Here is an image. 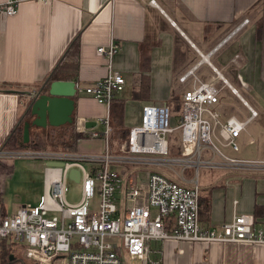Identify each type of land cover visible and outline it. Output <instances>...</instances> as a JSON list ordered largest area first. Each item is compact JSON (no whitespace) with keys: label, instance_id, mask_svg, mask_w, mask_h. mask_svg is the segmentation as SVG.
<instances>
[{"label":"crops","instance_id":"crops-1","mask_svg":"<svg viewBox=\"0 0 264 264\" xmlns=\"http://www.w3.org/2000/svg\"><path fill=\"white\" fill-rule=\"evenodd\" d=\"M150 1L19 0L15 14H0V150L31 100L9 90H39L77 38V73L74 79L63 80L76 83L75 127L95 121L91 129H104L100 120L106 108L94 100L91 88L106 74L105 57L97 48L112 41L118 47L112 69L125 78L112 105L121 111L111 114V106L113 125L125 129L137 125L147 104H168L176 124L180 111L174 104L181 103L193 80L180 82L179 77L194 68L195 76L220 89L217 107L223 120L247 119L246 104L257 111L237 138L239 150L229 156L264 160V0H154L156 5ZM244 19L248 23L225 40ZM34 118L29 114V120ZM35 128L40 132L51 127ZM103 149L102 138L83 137L74 153ZM43 176L36 193L39 200L45 190V167ZM198 183L201 227H219L236 214H253L255 228L264 230V172L202 168ZM23 205L17 203L8 215ZM149 258L159 264H264V246L150 241Z\"/></svg>","mask_w":264,"mask_h":264},{"label":"built area","instance_id":"built-area-1","mask_svg":"<svg viewBox=\"0 0 264 264\" xmlns=\"http://www.w3.org/2000/svg\"><path fill=\"white\" fill-rule=\"evenodd\" d=\"M18 2L6 0L0 4V14H15ZM150 3L156 5L154 0ZM247 23L244 19L225 40ZM117 52L112 41L97 48L105 57L106 74L94 82L91 94L106 108L100 120L103 131L87 129L84 124L75 127L89 138H102L103 151H32L35 156L64 165H45V190L36 205H23L11 215L0 212V238L23 245L25 257L35 264H51L62 257H66V264H125L126 258L159 264L149 258L150 241L264 246V230L255 228L253 214H236L219 227L203 228L199 223L200 168L232 166L264 172V160L233 158L219 148L238 151L237 138L257 111L245 103L247 119L229 116L223 120L217 107L220 89L200 80L191 68L179 77L180 82L189 77L193 80L182 95L178 122L172 124L168 104L144 105L140 123L128 129L119 149L114 148L110 110L115 94L125 85L123 75L111 66ZM171 135L178 137V155H171ZM9 155L0 151V158ZM164 165L171 175L156 169ZM73 168L80 172L81 198L77 203L65 198L66 181ZM186 171L193 176L188 178ZM96 193L99 200L93 205L90 200ZM233 204L236 206L237 200Z\"/></svg>","mask_w":264,"mask_h":264},{"label":"rangeland","instance_id":"rangeland-1","mask_svg":"<svg viewBox=\"0 0 264 264\" xmlns=\"http://www.w3.org/2000/svg\"><path fill=\"white\" fill-rule=\"evenodd\" d=\"M180 101H176L174 104V108L176 109V112L178 113V110L180 108ZM25 118L22 123L20 124V127L18 131L15 133L17 134L20 128L22 127L23 131V125L24 122L27 121L28 116H24ZM31 121V120H29ZM36 126L30 127V133L33 134L36 130ZM75 130V128H74ZM76 132V131H75ZM177 132V131H176ZM62 131H59V134H61ZM171 141H172V147L173 151L171 155H178L179 154V143H178V137L177 135H171ZM125 142V141H124ZM9 145L5 146L2 151L9 152V156H5L4 158H0V160L11 163L14 167V171L12 175H3L0 178V188L3 196V204L0 206V212L4 215L10 214L13 207L17 204H27V203H35L39 200L36 199V193L39 188L40 180L43 178V169L46 165L47 160L45 158L35 156L34 152H22L26 149H20L15 147H8ZM47 145H45L46 147ZM114 148H116L115 144L113 145ZM120 148L117 147V149ZM219 148L221 151H223L227 155H231L232 151L229 148H224L219 145ZM41 149V148H38ZM46 150H50V147L45 148ZM45 149H42L43 151H46ZM52 149V147H51ZM60 149V150H59ZM0 150V151H1ZM54 151H66V152H75L74 149L66 148H55ZM179 166H176L175 169L178 170ZM159 169L169 175L172 174V172L167 169V166L164 165V167L156 168ZM202 169L200 168L198 171V176L200 174V171ZM186 176L188 178L193 176V172L188 171ZM43 181V180H42ZM65 198L69 203H77L81 198V184L80 182H75L74 180L67 179L66 181V193ZM99 197L96 193L92 199L90 200V203L93 205H96L98 203ZM19 246H15L10 248V254L13 256L14 263L12 264H31L33 263L30 260H27L24 256V252L18 248ZM51 264H66V257L57 258L55 261H53ZM124 264V263H123ZM125 264H143L142 261L139 260H132L129 258L125 259Z\"/></svg>","mask_w":264,"mask_h":264},{"label":"trees","instance_id":"trees-1","mask_svg":"<svg viewBox=\"0 0 264 264\" xmlns=\"http://www.w3.org/2000/svg\"><path fill=\"white\" fill-rule=\"evenodd\" d=\"M78 43L77 38L74 39V41L71 43L70 47L64 54L63 58L60 60V62L53 68L51 71L49 77L46 79L44 85V89H47L48 85L55 80H66V79H74L75 75L77 73V67H78ZM113 105V103H112ZM181 107V104H180ZM116 109L118 111H121V107L116 108V105L112 106V112L116 114ZM180 111V108H179ZM26 114L29 116V111L26 112ZM25 114V116H26ZM25 118H23L24 120ZM22 119L16 125V127L10 132V134L6 137L4 144L2 146V149L9 145L8 147H15L20 149H26L30 151H43L42 149L50 147V150L57 149V148H70L75 150L76 143L79 139L83 137H87L86 135H83L79 132H75L74 130L75 126L74 123L70 125H66L63 127H51L49 130H42V131H35L33 134L29 135V141L24 143L23 142V131L22 127L20 128L19 132L15 134L20 124L23 121ZM28 120V118H27ZM114 122L116 123V119H114ZM111 127L112 132L110 135L111 143L112 145H116L115 147H119V145H122L124 141L127 138L128 129L122 128V127H116V125H113V120H111ZM62 131L61 134H59V131ZM45 145H47L45 147ZM52 147V149H51ZM114 147V146H113ZM41 148V149H38ZM46 150V149H45ZM60 150V149H59ZM173 151V148L171 149V153ZM13 165L11 163L5 162L0 160V177L3 175H11L13 173ZM3 196L0 188V206L2 204ZM19 246L23 252H25V248L23 245H19L11 241L9 238H0V264H12L14 263L13 260H9L8 256L10 254V248ZM25 256V254H24ZM26 258V257H25ZM27 259V258H26ZM28 260V259H27ZM35 264V263H31Z\"/></svg>","mask_w":264,"mask_h":264},{"label":"water","instance_id":"water-1","mask_svg":"<svg viewBox=\"0 0 264 264\" xmlns=\"http://www.w3.org/2000/svg\"><path fill=\"white\" fill-rule=\"evenodd\" d=\"M13 93H24L31 97L27 111L35 118L31 121H25L23 125V142L29 141L30 127L36 126L39 128L60 127L70 125L75 122L74 117V96L77 91L74 81L55 80L52 81L47 89L41 87L39 90L31 93L29 91L21 92L9 90ZM26 111V112H27ZM85 128L90 129L96 126L95 121H86ZM62 161H47L46 166L62 167ZM69 179L75 182L80 181V172L73 168L68 174ZM9 260L13 256L9 254Z\"/></svg>","mask_w":264,"mask_h":264},{"label":"flooded vegetation","instance_id":"flooded-vegetation-1","mask_svg":"<svg viewBox=\"0 0 264 264\" xmlns=\"http://www.w3.org/2000/svg\"><path fill=\"white\" fill-rule=\"evenodd\" d=\"M28 121H29V116H28Z\"/></svg>","mask_w":264,"mask_h":264}]
</instances>
